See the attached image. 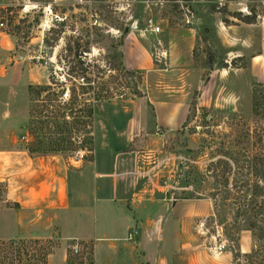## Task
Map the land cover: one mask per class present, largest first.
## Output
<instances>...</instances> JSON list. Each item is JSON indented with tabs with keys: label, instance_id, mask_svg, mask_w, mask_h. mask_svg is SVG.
I'll return each mask as SVG.
<instances>
[{
	"label": "rangeland",
	"instance_id": "374dc122",
	"mask_svg": "<svg viewBox=\"0 0 264 264\" xmlns=\"http://www.w3.org/2000/svg\"><path fill=\"white\" fill-rule=\"evenodd\" d=\"M212 3L225 4L231 13H247L252 6L260 17L247 24L225 15L232 24L224 25L221 14L209 9ZM0 22V32L10 38L9 57L22 56L11 62H23L25 80L0 81V100L14 97L20 104L26 94L31 116L24 127L26 141L19 144L36 154H59L80 165L75 157L85 162L92 156V130L96 136L104 133V113L97 109L88 119L89 104L138 98L135 90L140 97L149 93L151 100L163 90L178 92L181 99L189 90L186 109L192 95L195 106L186 110L183 125L143 131L153 152L149 166L166 197L210 201L209 214L187 227L195 251L199 244L213 253L210 247L224 241L220 253L226 256L208 264H264V167L254 168L251 158H264V117L251 107L253 89L264 84V0H0ZM165 22L192 30L188 54L154 53L166 45ZM154 26L159 32L151 31ZM124 52L130 66L147 58L154 70L125 68ZM42 74L46 83L33 85L49 89L26 87ZM81 76L94 82L87 87ZM196 84L199 90L193 89ZM60 85L68 88L64 100L57 97ZM246 127L253 137L248 144L240 142ZM2 194L0 187V206ZM15 240L48 254L62 249L66 264H89L91 257L89 243L71 255L75 241L57 234Z\"/></svg>",
	"mask_w": 264,
	"mask_h": 264
},
{
	"label": "crops",
	"instance_id": "0c3cea01",
	"mask_svg": "<svg viewBox=\"0 0 264 264\" xmlns=\"http://www.w3.org/2000/svg\"><path fill=\"white\" fill-rule=\"evenodd\" d=\"M162 29L166 30V45L154 53L163 56L166 51L184 50L188 54L190 28L163 24ZM179 31L182 37H178ZM10 45L9 36L0 32V81L16 77L25 83L23 62H11L19 55L9 57ZM149 61L146 58L139 66H130L124 52L127 69L154 70ZM45 80L42 74L33 83L28 81L26 87L44 84ZM194 88L200 89L197 84ZM189 94L188 90L179 99L178 92L163 90L153 100L147 93L123 102L95 104L93 116L97 109L104 113V133L96 136L92 130V156L85 162L75 160L80 165L70 164L59 154H36L20 145L26 141L27 96L21 97L24 101L20 104L14 97L0 100V240L57 234L65 242L89 243V264H208L226 256L207 253L199 244L195 251L196 243L187 232L194 219L209 214V200L170 203L156 174L151 171L149 177L143 176L153 156L143 131L148 126L177 129L186 116ZM131 228L136 230L135 240L126 239ZM45 264H66L65 251L54 250Z\"/></svg>",
	"mask_w": 264,
	"mask_h": 264
},
{
	"label": "trees",
	"instance_id": "16d2710c",
	"mask_svg": "<svg viewBox=\"0 0 264 264\" xmlns=\"http://www.w3.org/2000/svg\"><path fill=\"white\" fill-rule=\"evenodd\" d=\"M209 9L213 12H218L221 14L220 21L224 25H229L232 24V22L225 16V15H230L237 21H241L247 24H253L255 23L260 15L258 12L254 11V8L252 6H247V13H241L240 11H234L230 12L227 10L225 4H218V3H212L209 4ZM69 50V47H68ZM131 74V72H128ZM82 81L85 79L87 80V87H90V83L94 82V80L91 78L90 81L86 79V77L81 76ZM82 84V83H81ZM65 85H60L58 87V96L59 99L60 95L62 93V89L64 88ZM31 88V87H30ZM33 88L37 89V91H46L48 88V85H33ZM69 94V92H68ZM134 95L136 97H140L141 94L139 91L135 90ZM69 96V95H68ZM95 100V99H94ZM251 100H252V113L255 116L258 115H263L264 117V84H257L256 87L252 91L251 95ZM195 106V97L192 95L189 105H188V111L193 109ZM93 112V107L91 104L87 107V112H86V117L88 119H91L92 113ZM31 110L28 109V116L30 115ZM188 119V113L185 116V120ZM184 120V121H185ZM183 125V124H182ZM249 128H243V136H242V141L246 144H248L249 140L252 139L253 137L249 134L248 132ZM29 152H33V150L27 148ZM253 162V167L257 164L260 166L264 167V158L262 156H257V155H251ZM256 161V162H255ZM224 165V172H228L230 170V165L227 164L226 162L223 163ZM245 167V166H244ZM246 167H250V164H247ZM245 167V168H246ZM249 169V168H246ZM0 187H2L3 191V186L0 184ZM32 242H36L35 240ZM30 243V241H29ZM48 251H37V250H32L30 247H28V242L22 241V240H15V239H9V240H0V264H45L46 263V258L48 255Z\"/></svg>",
	"mask_w": 264,
	"mask_h": 264
},
{
	"label": "built area",
	"instance_id": "2783aa9c",
	"mask_svg": "<svg viewBox=\"0 0 264 264\" xmlns=\"http://www.w3.org/2000/svg\"><path fill=\"white\" fill-rule=\"evenodd\" d=\"M80 1V0H77ZM161 1H167V0H161ZM150 21V20H149ZM3 26V23L0 22V27ZM152 32H159V27L158 26H154L151 28ZM68 97V88L66 86H64V88L62 89V93L60 95V98L62 100L66 99ZM77 160V157L74 158V161ZM153 166H150L149 169H145L143 171V176L145 177H149L151 171H153ZM154 172V171H153ZM158 183V181H157ZM159 184V183H158ZM159 186L162 187V185L159 184ZM186 190H190V186H187V188H185ZM167 199L169 201H174L175 199L172 197H167ZM136 237V230L130 229L129 231H127L126 234V239L127 240H133ZM87 245L85 243H80L78 241L73 242L71 245H69V250H70V254L71 255H79V253H81L82 249H84V247H86ZM225 247V243L224 241H221L219 243H217L216 245H212L210 247V249L214 252V253H220Z\"/></svg>",
	"mask_w": 264,
	"mask_h": 264
},
{
	"label": "water",
	"instance_id": "95a60500",
	"mask_svg": "<svg viewBox=\"0 0 264 264\" xmlns=\"http://www.w3.org/2000/svg\"><path fill=\"white\" fill-rule=\"evenodd\" d=\"M21 58H22V56H21V55L17 57V59H21Z\"/></svg>",
	"mask_w": 264,
	"mask_h": 264
}]
</instances>
